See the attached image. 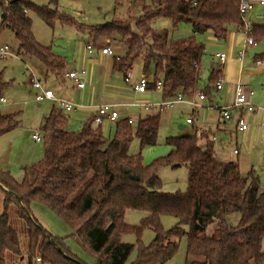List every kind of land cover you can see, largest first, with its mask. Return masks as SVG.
I'll list each match as a JSON object with an SVG mask.
<instances>
[{
	"label": "trees",
	"instance_id": "16d2710c",
	"mask_svg": "<svg viewBox=\"0 0 264 264\" xmlns=\"http://www.w3.org/2000/svg\"><path fill=\"white\" fill-rule=\"evenodd\" d=\"M129 1L132 7L142 5L139 17L90 27L68 16L61 18L57 8L40 7L30 0H0V32L9 29L19 43V55L36 58L48 77L58 79L67 73L66 62L51 47L37 42L30 12L50 26L59 21L92 35L93 44L119 37L126 52L113 58V73L127 79L141 62L143 76L151 79L149 90L162 81L165 100L179 93L192 94L198 88L205 48L197 42L196 34L211 32L224 41L231 26L242 29L244 25L240 0H196L195 4V0ZM160 18L170 20L175 29L188 25L194 35L175 40L167 29H153L152 21ZM251 35L263 42L264 25H255ZM256 58L264 59V54ZM220 75L217 68L211 70L208 95ZM7 88L0 74V98ZM94 124L91 116L81 130L72 131L69 116L54 106L40 126L43 160L25 169L22 182L10 171L0 169V189L4 192L0 264H18L25 259L27 264H37L36 258H41L42 264H87L73 254L65 238L54 237L43 228L33 215L35 207H43L63 220L97 256L95 264H126L135 245L122 242V236H140L144 229L152 230L155 237L149 245H139L132 264H165L176 255L185 235L186 264H264V189L253 171L243 174L237 162L216 158L213 143L208 140L202 145L203 137L198 139L194 134L167 138L170 153L145 166L141 154H130V145L135 138L142 147L157 144L160 113L141 119L136 129L127 118L119 119L111 139L103 134V124ZM20 126V112L0 114V137ZM162 167L188 169L185 193L162 190L158 176ZM13 208L27 227L25 248L18 228L12 224ZM128 210L147 216L140 225H129L125 222ZM234 214L240 216L235 226L227 221ZM165 215L178 220L169 231L161 223ZM210 225H216L212 233L208 232Z\"/></svg>",
	"mask_w": 264,
	"mask_h": 264
},
{
	"label": "rangeland",
	"instance_id": "374dc122",
	"mask_svg": "<svg viewBox=\"0 0 264 264\" xmlns=\"http://www.w3.org/2000/svg\"><path fill=\"white\" fill-rule=\"evenodd\" d=\"M35 5L44 7L49 6L57 8L60 17H70L79 24L84 26H99L104 25L112 21H126L129 18H137L142 14V5L138 4L132 7L129 0H58L55 4L53 0H30ZM259 1V0H253ZM149 3V0H147ZM30 17L33 23V32L37 42L43 46H49L52 51L66 62L67 66L89 70L87 63L91 62L95 67L94 74L97 70L107 69L109 67L110 59L106 62L104 57L95 52L94 55H90L87 46L92 45L95 48L103 47L104 43L99 41L97 44H93L91 38L92 35L88 33H80L74 26L62 24L57 21L54 26L48 25L43 21L37 13L30 12ZM64 15V16H63ZM1 16V12H0ZM69 19V18H68ZM246 23L253 28L255 25H264V9H256L250 11L245 17ZM134 24V22H133ZM132 24L133 28L134 25ZM151 27L155 30L167 29L170 35L175 40H181L189 38L194 35L192 29L188 25H182L178 28H174L167 19H156L151 23ZM253 32V31H252ZM253 37V36H252ZM90 40H89V39ZM195 38L197 42L202 44L205 48V53L201 61V79L199 82V92H205L208 94L207 88L210 85V73L213 67H217L220 60L216 57V53L224 51L229 54L230 58L225 63H220L223 66L221 73L225 82H236L239 77V64L237 62L238 52L241 51L245 34L236 30H231L224 41L217 40L211 32L196 34ZM254 38V37H253ZM257 42V41H256ZM264 42V41H263ZM257 42L258 45L251 49V52L256 54H264V43ZM113 52L114 56H124L126 49L119 37H114L106 42ZM0 46H9L18 51L19 43L15 38V35L6 29L0 32ZM113 56V57H114ZM94 58V59H93ZM231 60V61H230ZM250 58L245 59L244 67L250 68ZM92 67V69H93ZM244 69V70H245ZM32 71L37 79H41L48 84L51 88L55 87L59 81L54 80L51 77L48 80L45 79L46 69L36 59L21 54L20 57H13L3 59L0 58V74L3 80L8 83V88L4 92L3 96L7 100V104L0 105V113L7 114L10 112L21 113V126L13 132L4 135L0 139L1 149L4 153L11 150V168L12 175L18 182H22L25 178V168L31 167L33 164L38 163L44 158V144L36 143L30 138L33 131L39 132L42 118L47 116L54 108L52 103H37L34 100L35 91L31 88V72ZM133 77L129 82L125 83L124 78L119 77L118 74L112 75L108 80L103 83L95 82L98 89V95L104 94V103H121L129 104L132 102H138L142 104H155L163 100L162 92L156 89L149 90L145 96L134 97L132 90L129 88L135 80L143 76V65L139 62L132 71ZM149 80H151L148 77ZM241 84L249 85L256 93L253 104L260 108L264 107V78L261 74H258L257 70L252 72L245 71L241 75ZM68 85L71 84L68 81ZM112 87V88H111ZM119 87H123L122 92L117 91ZM129 88V89H128ZM209 98L216 99L214 101L219 102V106H223L225 96L218 93L214 89V85ZM103 91V92H102ZM102 92V93H101ZM100 97V96H98ZM210 99V100H211ZM213 101V102H214ZM10 102V104L8 103ZM214 102V104H216ZM207 106L209 104L207 103ZM193 108L188 105H175L171 109H166L161 113V125L158 134L157 144L155 146L142 147L139 139L135 138L130 145L129 152L131 155L141 154L143 164L148 166L152 164L157 158L167 156L171 151V146L166 142L169 137H179L183 135H190L192 133L191 127L188 129L180 130V126H187L186 120L192 114ZM214 116H206L205 121L210 122L213 126L219 121L220 115L217 109H213ZM155 112V111H151ZM210 112V111H209ZM208 112V113H209ZM122 113L130 117L139 116V111L135 108H121ZM237 112L233 113V116H237ZM146 113H141V118H144ZM213 118V120H210ZM207 119V120H206ZM245 119L250 124L251 135L254 136L253 140L246 143V146H241L239 143L241 154L239 156L240 162L243 163L244 170L247 172L252 170L253 173L260 177L261 188L264 189V131L261 128L262 117L261 113H253L246 115ZM76 119L69 118V129L72 131H79L83 128L84 123L75 121ZM221 120V119H220ZM115 123L104 122L101 129L103 134L107 137H113L115 133ZM98 127L97 125H93ZM136 129L137 126H132ZM216 127V126H215ZM27 137V138H26ZM240 140L241 136L239 135ZM220 139L223 143H227L228 139L225 135L220 134ZM235 136L232 144L229 145L230 152L235 146ZM11 145V146H10ZM217 145H219L217 143ZM237 158V157H236ZM31 172L30 170H28ZM158 176L162 181V190L166 193H185L188 189V176L189 172L186 167L178 169H172L171 167H162L158 171ZM32 178V176H31ZM3 199L4 192L0 189V214L3 212ZM34 217L40 222L43 228L48 231L54 237L65 238L66 244L71 248L73 254L86 262L87 264H95L97 262V256L91 252V250L84 246L82 241L73 235V230L59 217L51 213L43 207L33 208ZM147 214L141 211L128 210L125 214V222L129 225H140L143 218ZM240 216L238 214L231 215L227 218L230 225H237ZM162 226L165 231L173 229L178 220L171 216L165 215L161 219ZM12 224L18 228L24 248L27 246V227L25 223L16 216V210H12ZM188 231L187 226H183ZM216 228V225H210L208 232L212 233ZM155 234L152 230L144 229L140 236L134 233H126L122 236V242L135 245L134 251L131 253L126 264H132L137 259L139 245H149L152 243ZM187 247L188 237L183 236L179 243V249L176 255L170 261L165 264H186L187 260ZM194 260H197L194 259ZM13 264V262H11ZM18 264H27V259L18 261Z\"/></svg>",
	"mask_w": 264,
	"mask_h": 264
},
{
	"label": "built area",
	"instance_id": "2783aa9c",
	"mask_svg": "<svg viewBox=\"0 0 264 264\" xmlns=\"http://www.w3.org/2000/svg\"><path fill=\"white\" fill-rule=\"evenodd\" d=\"M257 4H260L264 7V0L256 1ZM255 1L253 0H240V14L242 16L243 20V28L240 29L241 32L245 34V40L242 46L241 51L238 55V61L239 63H243L245 57L248 56V50L252 47H255L258 45V43L255 41V39L252 37L251 33L253 31V28H251L246 21L244 20V17L255 8ZM196 3V0L194 1V4ZM0 12L2 13L1 7ZM264 43V42H263ZM87 49L90 54L94 52V47L92 45H88ZM102 55L113 57L115 53L113 50L108 46L105 48H102L100 50ZM13 57H20L18 51H16L14 48H11L9 46H0V58L7 59V58H13ZM115 57V56H114ZM216 57L220 59L221 61L225 60L227 58V55L225 53L217 54ZM256 68L260 69L264 67V59H257L255 61ZM195 67H198V64L195 65ZM31 72V86L33 90H35L34 94V100L37 103L43 102V101H52L56 106L60 107L63 111V113L67 116L76 114L78 111L83 110L86 108L85 104L83 102L81 103H74L69 100L60 99L56 97L54 92L52 90L47 89L42 81L40 79H37L35 74ZM132 74V73H131ZM131 74L126 79V82H129L131 78ZM66 78L72 81V83L75 85L76 88H78L81 91H84L87 87V72L86 70H72L66 74ZM149 84L150 80L145 77L141 76L139 80L132 84L133 90L135 93L138 94H145L149 91ZM225 80L220 75L217 83L215 84L216 91H223L225 88ZM163 84L162 81L158 82L156 86V90H162ZM208 96L205 92H202L199 90H196L194 93L185 95L183 93L177 94L174 98L171 99H165L162 100L159 103L155 104H142L137 102H132L129 104H121V103H103L99 106H96L94 108V112L92 116H94V123L95 125H102L104 122L116 124V122L121 119L120 109L121 108H135V109H143L147 112L155 111L156 113H162L166 109H171L175 105L178 104H186L193 108L195 112L202 110L204 108H210V109H217L219 111L220 118L223 121H232L234 119L233 113L234 112H243V116L238 120L237 128L241 132H246L249 129V125L247 120L245 119L246 115L253 114L256 111H260L264 116V107H256L248 98V95L244 92V89L242 85L238 82L235 86V99L234 101L226 106H219L218 104H214L213 102L209 103V106L206 105ZM7 104V100L4 96L0 98V105ZM129 123L133 126H137L140 118L138 117H127ZM187 124L192 125L193 119H187ZM261 128L264 131V120L261 124ZM194 135L200 139L204 135V130L201 128H197L194 131ZM32 137L35 141L38 143H42L43 138L41 132H34L32 134ZM217 138L215 136L209 137V141L216 142ZM237 154L238 151H235ZM37 264H42L41 258H36Z\"/></svg>",
	"mask_w": 264,
	"mask_h": 264
},
{
	"label": "crops",
	"instance_id": "0c3cea01",
	"mask_svg": "<svg viewBox=\"0 0 264 264\" xmlns=\"http://www.w3.org/2000/svg\"><path fill=\"white\" fill-rule=\"evenodd\" d=\"M256 9H264V7L261 6L260 4H257V2H256L255 8L253 10H256ZM0 19H1V16H0ZM231 30H236L238 32H241V30L238 29L236 26H231L230 29H229V33H230ZM108 40H110V39L102 40L104 45H103V47H101V49L109 46L108 44H106V42H108ZM122 42H123V40H122ZM123 44L125 45L124 42H123ZM252 48H250L248 50V56L245 57V59L246 58H250V61H249L250 64H251V65H249L250 68L247 69V67H246V69H245V67H244L245 59H244L242 64L239 63V61H238V55H239V52H240L239 51L238 55H237V62L239 64V77H238L239 80L236 81V82H233V81L232 82H226L225 88H224L223 91H216V89H215L216 92L221 93V94H223L226 97L225 101L221 100V102H223V104H224L223 106L229 105V104H231L234 101V99H235V86H236V83H238V82L241 84V81H240L241 79L240 78H241L242 73H244L245 71L252 72L254 70H257L258 74H261L263 76V78H264V67L258 69L255 66V61L258 59V58H256V56H258L260 54H256L255 52H251ZM125 49H126V46H125ZM95 52H97L99 55L104 57L106 62L108 61V59H110V62H108L109 63L108 71H107V69H101V70H97V74H96V71H95V74H94V70H95V67H93L94 65L91 64V62L87 63L86 65H88L89 70H86V72H87V87H86V89L84 91H81L78 88H76L75 85L72 83V81H70L69 79L66 78V75L62 79H58V78L53 77V78H55L54 80H58L59 81L57 83L59 85H56L54 83L52 84L55 87V89L51 88L50 86H48V84H46L45 82H43L40 79L47 89L52 90L54 92L56 97H58L60 99L69 100V101H72L74 103L83 102L85 104L86 108H84L83 110L78 111L76 114L69 115V118L76 119L75 120L76 122L79 121V122L85 123L92 116V114L94 112V108L96 106H99V105L104 103V100H105V99H103L104 94L98 95V89L96 88L97 83H101L103 85V87H104L103 83H105L108 80L109 77L111 78L112 75L118 74L119 77H122V75L119 74V73H113V58L114 57H109V56L102 55L101 52H100V49L99 48H95V47H94V52L92 54H90V55H94ZM220 53H225L227 55V58L225 60L221 61L219 59L220 63H223V62L225 63L227 60H229V58H230L229 54H227L224 51H220V52L216 53V55L220 54ZM220 63H219V65L216 68L222 73L223 66L221 67ZM66 67H67V73L72 71V70H79V69H76V68L69 67V66H67V64H66ZM92 67H93V69H92ZM213 68H215V67H213ZM82 70H84V69H82ZM51 77L52 76L48 77L47 74H45V79L48 80ZM132 77H133V74H131V78ZM138 80L139 79L135 80V82H133L132 84H135ZM68 81L71 82L70 85H68V83H69ZM95 82H96V85H95ZM124 82L127 83L125 78H124ZM241 85H242V87L244 89V92L248 95V98L253 103L254 100H255V97H256L255 91L249 85H243V84H241ZM129 86H130L129 88L133 92L134 97L145 96L149 92L148 91L145 94H138V93L134 92L133 87L131 85H129ZM31 89L33 90V88H31ZM123 90H124L123 87H121V88L119 87V89L117 91L122 92ZM197 90H199V87L197 88ZM33 91H35V90H33ZM210 95L207 94L208 99H207L206 105H207V103L209 104V103L213 102L214 100H216L214 97H213V99L209 98ZM98 96H100V97H98ZM214 102H216V101H214ZM8 103L10 104V102H8ZM41 103H52L53 107L56 106L52 101H43V102H40V104ZM216 104L219 105L220 103L216 102ZM178 105H186V104H178ZM136 110L139 111V116H133V117H138V118H140V120L143 119V118H141V113H143V112L146 113V116H148L151 113H156V112H147V111H145L143 109H136ZM258 112H260V111L258 110L255 113H258ZM10 113H13V112H10ZM10 113H7V114H10ZM237 114L238 115L235 116L232 121H228L227 122V121H223L220 118L221 120L219 119V121L216 122V125L213 126L210 122L205 121L206 116H209V117H213L214 116V111L212 109L204 108V109L199 110L197 112H195L193 110L192 114L188 118V119H190V118L193 119V124L192 125H188L187 124V120H186L187 126H180L179 128H180V130H184V129H188V126L191 127L192 133L190 135H193L194 131L197 128L203 129L204 130L203 139L200 138V139H202V140H200L202 145L205 144V142L209 140V137L215 136L217 138V140H216V142H212V143H213L214 155L216 156V158H218L220 160H223V161H227V162H229V161L237 162L240 165L242 173L243 174H247L249 172H252V170H249V171L246 172L244 170L243 163L240 162L239 156L241 154V150H240L239 143H241V146L244 147V146H246V143H249L250 140H253L254 136L251 135L250 124H249V129L246 132H241V131L238 130V128H237L238 120L241 118V116H243V112H237ZM2 115H5V114H2ZM45 117L46 116H44L42 118L41 124L43 123V120H44ZM122 117L123 118H127V117H130V116L122 113ZM261 117H262V121H263L264 120V116H263L262 113H261ZM210 120H213V118H211ZM41 124H40V126H41ZM34 132H36V131H33L31 133V135H30V138L33 141H35L33 139V137H32V134ZM39 132H40V130H39ZM220 134H223V135H225L227 137V139H228L227 143H223V141L220 139ZM239 135L241 136V140H240ZM234 136H235L236 144L232 148L233 150H232V153H231L229 145L232 144ZM2 137H0V139ZM111 138L112 137H110V139ZM35 142L38 143L37 141H35ZM217 143L219 145H217ZM235 151H238V153L236 154ZM10 157H11V150H8L6 153H4L3 150L1 149V145H0V169L8 170V171H10L12 173V171H14V170L11 168V162H10L11 158ZM3 202H4V199H3ZM0 211H1V207H0ZM263 248H264V240H263Z\"/></svg>",
	"mask_w": 264,
	"mask_h": 264
}]
</instances>
